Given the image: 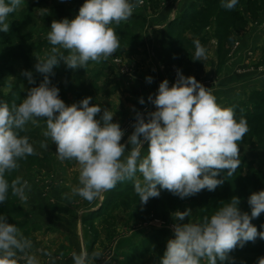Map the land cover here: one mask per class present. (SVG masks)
Here are the masks:
<instances>
[{
  "label": "rangeland",
  "instance_id": "obj_1",
  "mask_svg": "<svg viewBox=\"0 0 264 264\" xmlns=\"http://www.w3.org/2000/svg\"><path fill=\"white\" fill-rule=\"evenodd\" d=\"M190 1V12L204 6L207 11L196 21L187 19L178 25L175 18V22L170 21L172 25L169 22L159 32L155 29L156 25H162L161 14H158L161 6L169 4L178 10ZM214 1L144 0L128 21L112 25L120 39V48L107 61L89 62L86 69L73 70L61 60L49 78L59 88L60 98L67 105L92 97L90 104L110 109L114 113L113 122H118L125 131L123 143L134 129L136 114L124 113L117 120L118 103L135 98L136 94L123 87L126 83L120 74L148 64V49L141 46L147 36L155 40L158 35L168 45L175 74L172 84L178 78L179 70L185 77L194 76L206 88L217 92L220 91L218 85L224 81L220 78L226 67L229 72L242 76L250 71L264 73V4L257 6L254 0H239L234 9L225 12L224 0ZM83 3L84 0H25V4L10 15L9 31L0 32V101L19 104L28 89L39 85L43 74L35 69V55L42 57L50 50L46 35L52 21L75 18ZM220 15L228 17L227 23L220 24ZM197 41L206 50L200 61L194 60ZM20 52H24V57ZM25 71L32 73L35 84L28 83L23 75ZM249 95L230 100L222 107H233L239 116L245 111L251 114L259 107L263 114L264 93L255 100L256 106ZM148 109L146 107L140 113L144 115ZM45 127L41 120L39 126L29 124L27 131L21 133L29 136L38 154L20 160L19 169L8 177L11 180L18 175L28 181L27 202L20 201L10 190L8 199L0 204V215L6 216L9 223L15 224L33 241L32 251L41 260L48 258L39 249L52 251L56 260H72V251L86 248L89 253L95 250L111 256L116 264H158L168 239L174 236L176 221L173 213L190 208L192 216L185 220L198 221L205 215L210 216L221 202L235 196L240 200V210L250 215L248 194L264 190V114L258 123H248V132L238 142L240 164L232 176L227 175V170L220 173L217 179H223L222 185L214 191L205 189L184 199L161 190L160 196L150 198L147 204L139 201L131 181L119 183L91 203L72 195L71 188L78 185V166L74 161L61 162L57 158L56 145L42 134ZM45 140L47 149L40 147V142ZM144 148L147 149V143ZM249 172L250 188L246 189L243 186ZM97 204L100 205L97 210L79 213ZM59 206L65 207L67 214L56 215ZM252 223L258 231H264V213ZM69 238H75V242ZM61 252L64 254L62 259L59 258ZM261 256H264V239L257 237L243 247L237 246L230 253L231 262L224 261L223 264H256ZM101 260L98 259L96 264ZM217 264L221 262L217 261Z\"/></svg>",
  "mask_w": 264,
  "mask_h": 264
},
{
  "label": "clouds",
  "instance_id": "obj_2",
  "mask_svg": "<svg viewBox=\"0 0 264 264\" xmlns=\"http://www.w3.org/2000/svg\"><path fill=\"white\" fill-rule=\"evenodd\" d=\"M143 3L84 0L75 18L52 21L46 35L51 48L42 57L35 55V69L43 74V80L28 89L19 104L0 101V204L8 199L10 190L20 201L28 200V181L18 175L11 180L8 177L19 169L20 160L38 154L29 136L21 133L29 124L39 126L41 120L46 126L42 134L56 145L57 158L78 166V185L71 188L72 195L89 203L125 181L132 182L142 204L158 198L161 190L184 199L205 189L214 191L224 182L217 179L221 172L227 170L232 176L236 171L240 164L238 142L248 132V122L243 116L237 119L233 107L219 105L212 88L194 76L185 77L178 70L171 87L167 79L159 84L154 98L148 97L155 111L148 112L147 119L136 113L127 144L121 142L125 131L113 122L110 109L90 104L92 97L67 105L52 84L49 76L61 60L75 70L113 56L120 48V39L112 25L128 21ZM238 3L224 0L222 7L232 10ZM24 4L25 0H0V32L9 31L10 15ZM205 55V48L197 41L194 60ZM23 75L29 84H35L31 72ZM146 80L151 83L152 77ZM139 102L144 104V99ZM40 147L47 149L46 140ZM239 203L234 196L198 221L183 222L192 216L190 208L173 213L174 236L168 239L158 264H223L231 262L230 253L237 246L257 237L264 239V231L252 223L264 213V190L248 198L250 215L240 210ZM33 247L30 238L0 215V264H43ZM38 251L48 258L47 264H55L52 251ZM63 256L61 252L59 258ZM71 258L73 264H96L98 259L109 264L111 260L101 251L89 253L86 248L72 251ZM256 264H264V256Z\"/></svg>",
  "mask_w": 264,
  "mask_h": 264
},
{
  "label": "crops",
  "instance_id": "obj_3",
  "mask_svg": "<svg viewBox=\"0 0 264 264\" xmlns=\"http://www.w3.org/2000/svg\"><path fill=\"white\" fill-rule=\"evenodd\" d=\"M191 2L192 1L183 4L182 7H180L178 10L174 8L175 6H169V4L161 6L158 14H161L160 20L162 21V25H156L155 29L159 32L160 28H165L171 20L175 19L181 14L184 9L190 6ZM158 32L156 31L155 33L157 34ZM147 37L142 41L141 46L145 49H148L150 56L147 61L148 64L145 66H141L138 70L134 69L133 71L136 74L133 71L129 70V72L127 71L126 73L120 74L121 78L126 83L123 84V87L128 88L132 94L136 95L134 96L135 98H128L127 100H122L118 103L119 105L115 115L117 120H119L120 116L124 113L136 114L137 112H141L146 107L149 108L148 111L144 113V116L147 119V113L155 111V106L148 100L149 95H152L154 98L155 94L158 91L159 84L164 79H167L169 81L170 87L174 80L175 74L173 71V63L170 57L169 47L168 45H166L165 40L163 41L159 39L158 35L155 36L157 38H155V40L152 37ZM244 60H246V58H244ZM228 63L230 64V61ZM227 69L228 68L226 67L223 71L222 78H220L224 79V81L222 80L218 85V89L220 91L215 92L214 90V92H212L218 93V95H214L219 105L223 106L233 99H241V97H245L247 94L255 90H264V73L257 74L253 71H250L248 72L249 74L242 76L239 74H234L231 71L229 72ZM146 77H152V82L148 83ZM121 78H119V80H121ZM125 78H131V80L127 79L126 81ZM141 98L144 99V104H141L139 102ZM133 131L134 129L128 134L123 143L127 144L128 137L132 134ZM127 147L130 148L131 146L128 145ZM90 207L87 210L80 211L79 213L84 214L87 211H95L98 209V207H100V205L97 204L91 208ZM51 208L56 209L55 206H52ZM57 210L60 211H56V215H60V212H64L62 214H67L65 211V207L63 206H59V209L57 208ZM70 241L75 242V238L70 239ZM41 261L43 262V264H47L48 260ZM55 264H73V261L55 260ZM100 264H104V261L101 260ZM109 264H116V260H110Z\"/></svg>",
  "mask_w": 264,
  "mask_h": 264
},
{
  "label": "trees",
  "instance_id": "obj_4",
  "mask_svg": "<svg viewBox=\"0 0 264 264\" xmlns=\"http://www.w3.org/2000/svg\"><path fill=\"white\" fill-rule=\"evenodd\" d=\"M218 0H215L214 1V3L215 2H217ZM255 2H256V4H257V6H262L263 4H264V2L263 1H260V0H254ZM224 8V7H223ZM222 8V9H223ZM221 9V10H222ZM225 12L227 11L226 9H223ZM190 11H192V10H190V6H188L186 9H184L182 12H181V14L179 15V16H177L176 17V20L178 21V25L180 24V25H182V21H186L187 19H189V20H191V21H196L203 13H205L206 11H207V8L204 6V7H201V8H199V9H197V11H195V12H190ZM224 12V13H225ZM226 15V14H225ZM240 18V17H239ZM220 19V20H219ZM218 20H219V22H221L220 24H224V23H227V21H228V17L227 16H223V17H221V15H220V18H219ZM173 22H175V20H173ZM170 25H172V22H170ZM228 30V29H227ZM8 38H10L11 36H9V34H8V36H7ZM7 38V39H8ZM227 38V37H226ZM225 45V43L223 44V46ZM21 46H24L23 44H21ZM21 54V57H24V52H20ZM39 80H40V78H39ZM264 92L263 91H261V90H255V91H253V92H251L250 93V95H249V99H252L253 101H254V105L256 106L257 105V103L255 102V100H258L260 97H262V94H263ZM235 106V105H234ZM237 106V105H236ZM256 109L257 110H255V112L254 111H251V114H248V111H245L241 116H243V117H245L246 118V120H247V122L249 123V124H251V123H258L260 120H261V116L264 114V112H263V114L261 113V108H259V107H256ZM259 111V112H258ZM241 116H239L237 113H236V118H240ZM251 172V171H250ZM247 173V180L245 181V184H244V186H243V188H246V189H248V188H250V180L248 179V176H250V174L251 173ZM238 187V186H237ZM251 194H253V192H250L249 194H248V197L247 198H249L250 197V195ZM248 200V199H247ZM107 203H108V201H107ZM203 218V217H202ZM201 218V219H202ZM200 219V220H201ZM189 219L187 218L185 221L187 222ZM150 238V237H149ZM171 238H173V236L171 237ZM150 241V239L148 240V242Z\"/></svg>",
  "mask_w": 264,
  "mask_h": 264
}]
</instances>
